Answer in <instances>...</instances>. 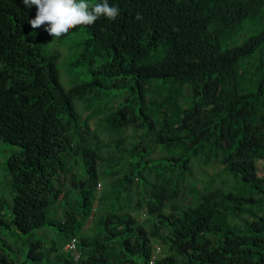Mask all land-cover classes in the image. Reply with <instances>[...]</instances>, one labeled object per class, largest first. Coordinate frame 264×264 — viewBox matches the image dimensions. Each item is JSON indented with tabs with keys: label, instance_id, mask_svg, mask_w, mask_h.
Here are the masks:
<instances>
[{
	"label": "trees",
	"instance_id": "obj_1",
	"mask_svg": "<svg viewBox=\"0 0 264 264\" xmlns=\"http://www.w3.org/2000/svg\"><path fill=\"white\" fill-rule=\"evenodd\" d=\"M109 3L116 20L72 46L90 78L67 89L60 51L29 22L36 7L0 0V138L20 147L0 264H148L155 243L158 264H264V0ZM112 90L128 103L106 114L94 100ZM88 96L83 118L75 101ZM201 161L221 169L196 180ZM220 176L237 183L215 187Z\"/></svg>",
	"mask_w": 264,
	"mask_h": 264
},
{
	"label": "rangeland",
	"instance_id": "obj_2",
	"mask_svg": "<svg viewBox=\"0 0 264 264\" xmlns=\"http://www.w3.org/2000/svg\"><path fill=\"white\" fill-rule=\"evenodd\" d=\"M95 0H91L93 3ZM261 22V16H257L256 21L254 22L253 27L260 24ZM46 34H48L44 29L42 30ZM73 37L69 40H66V43H56L57 40H53L52 36H46L47 39L50 41L49 47L57 48L60 51V58L58 60V67L60 68V78L63 83V85L68 89L71 85L80 83L86 80H89V70L85 63H77L75 64V60L77 59V56L73 53L75 51V47L70 46L71 41L73 43H77L84 38L88 37V33L86 31V27H77L72 31ZM79 52V49L76 51ZM64 70L69 73L73 79L71 81H66L64 78H67V76H63ZM115 91L112 90L109 94L104 95L102 98H98L94 100V104L97 107H100L104 113L108 114L114 106L111 107L112 104H118L123 103L124 98L126 97L127 92H123L124 94L118 98H114ZM128 102L125 100V103ZM77 106L79 107L82 117H86L88 114V111H86L85 108V102H76ZM99 110L96 109L95 113ZM97 117L92 119V124L96 125ZM80 130V128L78 127ZM20 147L13 145L9 142L4 141L2 138H0V212L5 213V218H9V213H12V205H13V196L14 192L11 185V175L9 174L7 170V161L9 159V156L15 152H19ZM214 163H211L209 165H213ZM221 169V165L219 166H208L207 164H204L202 161L199 163L196 167V180L201 175V172L204 174H207L211 179L213 178L214 174L218 172ZM231 179V180H230ZM230 180V182H229ZM237 183L235 179H232V177L225 178L223 176H220V178H216L213 182L214 186L217 187L219 185L222 186H229ZM189 198V197H188ZM184 200V199H183ZM1 217V216H0ZM140 217V216H139ZM148 218H146L147 220ZM89 224H87L88 226ZM0 224V228H1ZM4 227V226H3ZM55 229V228H53ZM52 232V231H51ZM52 235L56 237V233L52 232ZM3 237L8 238L6 240L7 244H13L14 250H16L14 253L11 251L10 254L16 259L18 263L29 260L27 258L28 251L26 250V245L21 249L20 248V241L18 234L11 235L10 229H5L4 234H2ZM27 235L23 234L22 237H26ZM38 236H41V234H38ZM59 236V235H58ZM60 237V236H59ZM32 238V237H31ZM18 242V243H17ZM17 243V244H16ZM0 246L2 249L8 250V248H5L3 243H1L0 240ZM164 248L166 246L164 245ZM21 249V251H20ZM20 251V255H17ZM19 256V258H18ZM47 262V261H46Z\"/></svg>",
	"mask_w": 264,
	"mask_h": 264
},
{
	"label": "clouds",
	"instance_id": "obj_3",
	"mask_svg": "<svg viewBox=\"0 0 264 264\" xmlns=\"http://www.w3.org/2000/svg\"><path fill=\"white\" fill-rule=\"evenodd\" d=\"M97 1L98 0H95L92 3L91 0H23V3L29 8H31L32 6H35L37 9L35 18L29 21L32 28L36 29V28L42 27L50 36L54 38L53 40H55V39L61 38L62 36L67 35L68 33H70V31H73L77 27H86V31H87L88 26L95 24L97 20H99L102 17L115 21L116 18L120 14L119 7L110 5L109 0H103V2L101 3H96ZM260 16H261V22H262V15ZM137 19H142V17L139 14H137ZM88 37H89V34H88ZM73 45L74 43L71 41L70 46H73ZM103 91H105V89ZM96 93L98 95L105 94V93L102 94V92L100 91L95 92V94ZM123 94L124 93H122L120 96H122ZM120 96H115L114 98H118ZM89 100H90V96H88L87 98L81 99V100H76L75 104L77 101L78 103L85 102V106H86V103ZM151 100L156 102L157 97H148L147 102ZM119 104H122V103H118L115 105H119ZM131 105L135 106L136 104L131 102ZM77 109L80 111L78 106H77ZM129 132H130V136L128 140L132 142L134 140L133 138L134 132L131 128ZM148 152L149 154H147V159L159 158V157H163L164 155L160 146H158V148L154 151V153L151 154V151L147 149V153ZM102 187H103L102 184L99 183L97 187V191H96L97 197L100 196V191ZM219 187L227 188V186H222V185H219ZM259 212H261V210H259ZM134 215H136L139 220H146V218H148V214L146 211H141L139 212V214H134ZM164 234H166V232ZM66 247L68 249L73 250L74 253L78 255L79 254L77 250L78 249L77 248L78 247V237L77 236L72 237L67 242ZM166 250H167V246L166 248H164V244H161V243L153 244L150 256L148 258V264H158L159 260L163 258Z\"/></svg>",
	"mask_w": 264,
	"mask_h": 264
}]
</instances>
